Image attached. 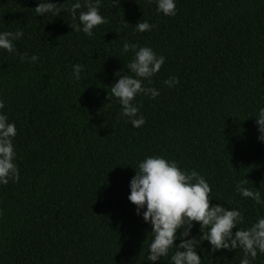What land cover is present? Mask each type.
<instances>
[{"label": "trees", "instance_id": "trees-1", "mask_svg": "<svg viewBox=\"0 0 264 264\" xmlns=\"http://www.w3.org/2000/svg\"><path fill=\"white\" fill-rule=\"evenodd\" d=\"M70 9L76 0H52ZM83 5L84 0H80ZM39 0H0V31L20 30L15 53L0 49V99L16 127L17 181L0 185V264H150L151 226L128 200L138 162L160 155L209 183L210 205L238 208L246 228L264 207L235 190L264 198V143L255 113L264 106V0H176V15L155 0H101L107 22L92 36L73 31L71 11L36 15ZM146 20L154 27L137 32ZM124 42L165 57L138 95L145 117L135 128L110 100L128 73ZM30 57L35 54L36 62ZM83 65L80 80L72 66ZM178 78L174 87L163 81ZM109 89V94H108ZM233 229V232L236 230ZM192 236L201 235L194 222ZM197 249L202 264H239L243 251ZM168 256L154 264H171ZM251 264H264V254Z\"/></svg>", "mask_w": 264, "mask_h": 264}, {"label": "clouds", "instance_id": "clouds-1", "mask_svg": "<svg viewBox=\"0 0 264 264\" xmlns=\"http://www.w3.org/2000/svg\"><path fill=\"white\" fill-rule=\"evenodd\" d=\"M112 5L118 0H111ZM101 0H76L70 9H62L61 4L52 0H39L35 6L36 15L56 17L61 11H71L73 18H77V10L82 7L78 15V23L71 25L73 31L83 32L92 36L93 29L107 22L106 17L100 14ZM156 11L165 16L176 15V0H155ZM137 32L151 30L146 20L135 24ZM23 32L17 30L0 31V49L15 53L14 41L19 40ZM132 52L131 60L126 64L129 69L125 75L115 73L119 78L110 86V100H115L120 106L121 117L135 128L145 123V117L134 103L138 95L155 98L159 90L145 86L147 81L151 84L152 77L161 69L165 57L157 55L149 46H139L137 43L124 42L122 52ZM27 59L36 62L38 57L33 54L20 55L21 62ZM83 65L72 66V79L80 80ZM178 78L169 76L163 81L168 87L178 84ZM109 94V89H108ZM4 108V101L0 99V109ZM258 126L257 139L264 143V106L259 107L253 115ZM16 127L10 122L4 112H0V185L7 184L9 180L17 181L19 171L14 163L16 152L13 139L16 136ZM247 179L236 182L235 190L244 198L251 199L256 205L264 207V198L261 193L246 187ZM130 192L128 200L135 205V214L142 217L145 223L151 226V241L148 244L146 257L150 264L168 256L170 249H175L171 255V264H202L197 249L203 240L210 244V251H232L240 249L243 256L239 264H251L258 253L264 254V215L256 217L255 221L246 228H236L243 217L238 208H225L220 204H211V187L205 177L195 170L181 169L177 162L166 159L160 155L146 156L138 162L135 174L129 181ZM194 222L199 223V238L192 236L191 230ZM236 230L233 232V229Z\"/></svg>", "mask_w": 264, "mask_h": 264}]
</instances>
